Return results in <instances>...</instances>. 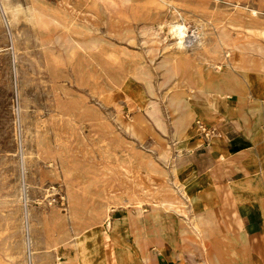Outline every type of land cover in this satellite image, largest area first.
Segmentation results:
<instances>
[{
  "label": "rangeland",
  "instance_id": "374dc122",
  "mask_svg": "<svg viewBox=\"0 0 264 264\" xmlns=\"http://www.w3.org/2000/svg\"><path fill=\"white\" fill-rule=\"evenodd\" d=\"M173 22L188 34L199 27L181 52L168 30ZM222 27L224 36L264 49V0H0V264H57L60 253L64 264L76 263L71 243L78 240L91 241L81 247L83 264H113L138 244L149 252L160 240L151 204L165 209L159 218L174 242L195 235L204 264L216 263L210 220L178 160L187 139L210 144L217 128L204 121L207 112L215 110L211 121L239 116L221 125L246 145L263 142L252 118L264 123V93L254 95L229 64ZM239 52L264 61V53ZM194 63L208 88L188 85ZM214 81L233 86L218 90ZM258 84L264 88V73ZM223 105L225 115L217 110ZM204 154L189 159L196 168L189 176L200 182L208 178ZM247 154L211 155L208 171H229ZM224 175L223 183H235ZM196 212L200 231L191 227Z\"/></svg>",
  "mask_w": 264,
  "mask_h": 264
},
{
  "label": "crops",
  "instance_id": "0c3cea01",
  "mask_svg": "<svg viewBox=\"0 0 264 264\" xmlns=\"http://www.w3.org/2000/svg\"><path fill=\"white\" fill-rule=\"evenodd\" d=\"M224 106L217 109L222 115L228 112V108ZM211 115L217 117L215 110L207 112L204 118L205 122L212 123L217 128L213 131L214 135L211 139L209 138L210 144L199 137L187 139V147L182 154L186 156L182 157L179 168L185 173L188 186L194 182L191 190L188 188L190 195H194L204 207L202 212L210 220L209 235L206 237L209 236V252L211 257L215 258L212 257L216 264H264V123L262 119L252 118L263 126L261 128L263 142L255 146L251 143L246 145L244 140L223 130L221 125L227 120L237 122L239 116L218 120L215 118L211 121L209 120ZM198 152L206 153L202 159L208 178L204 182L196 179L197 173L195 177L189 176L191 170L196 172L189 159ZM229 153L248 154L239 161L232 160L229 171L223 173V166L215 172L208 171L212 163L209 160L211 155V157L216 155L225 161ZM223 174L226 180L234 178L235 183L229 184V181L223 183L221 181ZM157 238H160L159 242H154L153 239L155 244L151 251L145 253V262L136 255L134 250L136 248L130 246L120 252L123 260L118 257L113 264H204L207 262V254L202 250L200 240L195 235L189 234L183 243L171 242L169 238L160 235ZM102 250L104 254V248ZM139 253L142 254L141 249Z\"/></svg>",
  "mask_w": 264,
  "mask_h": 264
},
{
  "label": "bare ground",
  "instance_id": "6f19581e",
  "mask_svg": "<svg viewBox=\"0 0 264 264\" xmlns=\"http://www.w3.org/2000/svg\"><path fill=\"white\" fill-rule=\"evenodd\" d=\"M127 1V0H126ZM67 4V3H66ZM67 15V14H66ZM218 21V20H217ZM234 21V20H233ZM187 28L179 22H173L169 25V32L171 33V35L176 36L175 40V44L177 45L178 50L181 52L182 48H185L186 41L189 42L190 38H186V35H192V34H198V30L199 27H196L195 29L192 30L191 34H188V32H186ZM219 29V28H218ZM224 30V28H220L219 31H217V36L219 37L220 41H221V45L224 46L225 49V54L226 57L229 58V64L231 66H233V68L235 69H239L241 70L244 75L246 76V81L248 86H250L253 89V94L257 95L259 93V91H262L264 93V88H261L260 85L258 84V78L261 74L264 73V61H262L259 57H255L252 54L248 53L247 55L245 54H241V52H239L242 49L247 48V50H251V51H256L258 53V55H262L264 53V49L260 48L257 44V42H255L254 40H250V38L246 39L244 42H239L238 39L236 37H228V36H224L222 33V30ZM187 33V34H186ZM226 33V32H225ZM240 33V32H239ZM205 34V33H204ZM207 34V33H206ZM237 34V33H236ZM208 35V34H207ZM196 36V35H195ZM206 37V36H204ZM228 37V38H227ZM247 37V36H246ZM207 44V43H206ZM210 44V43H209ZM165 46V45H164ZM218 47V46H217ZM177 51V52H179ZM240 54H239V53ZM223 54V53H222ZM202 55V54H201ZM218 55V54H217ZM264 55V54H263ZM199 57V56H198ZM201 58V57H200ZM226 63V62H225ZM174 71L177 72V74L182 73L183 71H185V65L183 66V58H182V53H176L174 54ZM196 63L192 64L189 67L188 70V85L191 87V90H193L196 87H201V88H208V85L205 84L203 78L197 73L196 71ZM204 67H210L212 68V70L217 71L218 67H214L212 63H209L208 61H205L203 64H201ZM76 72V71H75ZM237 74V73H236ZM59 78V77H58ZM221 79V78H220ZM213 87L215 89L218 90H223L222 86L225 85L226 87H232V83L230 81H226L225 83H223L222 85L218 82V81H214L213 82ZM208 93V92H207ZM222 94V93H221ZM225 96V95H224ZM251 97V96H250ZM225 99V98H224ZM253 100V99H252ZM186 105H189L188 102L185 103ZM176 109H180L179 107H175L174 110ZM16 111V110H15ZM148 111V110H147ZM150 112V111H149ZM152 113V112H150ZM155 113V112H154ZM152 116V115H151ZM153 117V116H152ZM153 120V119H152ZM154 121V120H153ZM163 122V121H162ZM262 123V122H261ZM159 124V123H158ZM157 125V124H156ZM161 126V125H160ZM164 127V126H163ZM162 127V128H163ZM203 126L201 125V128ZM263 128V126H262ZM160 129V128H159ZM263 134V133H262ZM28 136V135H27ZM205 152V151H204ZM199 153V152H198ZM197 153V154H198ZM186 156V155H185ZM185 156H183V158H185ZM182 159V157H181ZM180 160H178L177 165L180 164ZM176 166V165H175ZM143 167V166H142ZM141 169V168H140ZM143 169V168H142ZM193 171V170H192ZM130 176V175H129ZM148 178V177H147ZM150 179V178H149ZM130 180V179H129ZM152 180V179H151ZM128 181V180H127ZM155 182V181H154ZM158 183V182H157ZM156 183V184H157ZM164 189V188H163ZM171 190V189H169ZM178 190V189H177ZM173 191V190H172ZM175 192V191H174ZM80 193V192H79ZM176 193V192H175ZM182 195V194H181ZM163 197V196H162ZM185 198V197H184ZM165 200V199H164ZM154 202V201H153ZM196 202V201H195ZM171 203V202H170ZM140 205V204H139ZM73 206V205H72ZM71 207V206H70ZM140 207V206H139ZM137 207V208H139ZM196 207V206H195ZM202 209V205L200 204L199 206ZM172 208V207H169ZM176 208V207H175ZM183 208V207H182ZM185 208V207H184ZM143 208L141 207L139 209V215H138V219L141 221L142 218H145V214H143ZM160 210H163L162 207H159L157 204H151L148 210V217L152 218V222H156V224L154 225V228H152V232L156 233L157 235L162 236L163 238H169V240L172 242V232L173 229L167 225L165 223V220H161L160 217ZM182 210V209H181ZM174 211V210H173ZM176 212V211H174ZM183 212V211H181ZM187 212V211H186ZM163 214L166 213L165 209L161 212ZM190 213V212H189ZM71 215V214H70ZM186 215V213H185ZM198 215L199 213L196 212L193 215V219L191 222V227L193 230H198L200 231L199 225H198ZM76 218V217H75ZM75 221V220H74ZM76 222V221H75ZM169 222V221H168ZM73 225V224H72ZM76 225V224H75ZM74 229V228H73ZM70 230V229H69ZM230 230V229H229ZM56 232V231H55ZM101 232H103V234L101 235L102 240L105 242V244L107 243L108 237H107V233L105 230H101ZM109 233V232H108ZM66 237V236H65ZM68 237V236H67ZM75 239V238H74ZM79 239V238H78ZM97 241V240H96ZM130 241V240H129ZM89 242V243H87ZM91 241H85V240H78L74 243H71L72 247H73V258L75 261H77L76 263H72V261L70 263L72 264H83L79 258L80 255V251H81V247L82 245H86V244H90ZM138 242V241H137ZM88 248V247H86ZM113 248V247H112ZM155 248V247H154ZM118 250V249H117ZM135 250L136 255L141 259L142 262H145V253L140 254L139 250H140V246L139 244L137 245V250ZM63 254H58V258H57V264H64L63 262V258H62ZM105 256V255H104ZM103 256V257H104ZM121 256V255H120ZM151 256V255H150ZM176 256V255H175ZM110 257V256H109ZM67 258V257H66ZM215 259V258H214ZM31 260V258H30ZM217 261V260H216ZM67 262V261H66ZM94 262V261H93ZM69 263V264H70ZM223 263V262H222ZM93 264V263H92ZM216 264V263H214Z\"/></svg>",
  "mask_w": 264,
  "mask_h": 264
}]
</instances>
